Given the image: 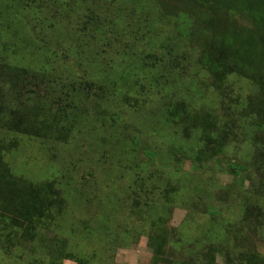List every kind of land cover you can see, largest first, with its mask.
Here are the masks:
<instances>
[{
    "label": "rangeland",
    "instance_id": "1",
    "mask_svg": "<svg viewBox=\"0 0 264 264\" xmlns=\"http://www.w3.org/2000/svg\"><path fill=\"white\" fill-rule=\"evenodd\" d=\"M191 13L202 18L182 0H0V56L76 88L93 81L105 102L85 105L86 119L67 136H18L5 154L16 175L54 182L66 206L35 241L11 254L0 248V264H48L45 245L53 240H64L73 256L62 264H153L151 237L161 233L168 260L180 262L196 238H226V224L230 242L236 234L238 246L253 241L264 254V226L250 222L236 233L246 204L264 215L250 165L256 131L243 113L258 89L235 75L222 92L213 86L191 35L197 21L182 20ZM180 104L228 133L216 157L196 158L193 125L166 122L165 108ZM230 163L249 169L234 176ZM206 208L220 210L219 222L202 215Z\"/></svg>",
    "mask_w": 264,
    "mask_h": 264
},
{
    "label": "trees",
    "instance_id": "2",
    "mask_svg": "<svg viewBox=\"0 0 264 264\" xmlns=\"http://www.w3.org/2000/svg\"><path fill=\"white\" fill-rule=\"evenodd\" d=\"M182 1L201 13L202 18L194 17L191 13V16H183L182 20L188 26L193 25L192 19L197 21L198 28L191 31V35L197 38L201 53L199 64L210 74L213 86L222 92L223 83L232 75L247 78L257 86V93L247 97L243 113L251 119L256 131L252 137L254 151L250 165L257 172L255 190L261 196L264 194V0ZM79 85L76 88L62 80L59 82L47 72L32 71L0 56V248L5 254H11L12 248H23L27 242L35 241L40 229H47L51 222L63 217L66 206L65 198L54 182L35 183L16 175L5 161V154L19 146L18 136L36 139L54 137L52 133L67 136L86 119L85 105L98 107L105 104L100 102L104 94L102 85L89 80ZM43 101L45 105L39 107ZM165 111L166 122L176 126L186 123L198 130L197 159L214 158L227 146L228 133L219 132L216 123H209L207 114L192 116L181 104L167 106ZM228 169L237 176L249 167L230 163ZM261 213L255 205L243 206L244 223L236 233H243L242 227H248L250 222L256 227L264 226V221H261L264 215ZM220 214V210L213 208H206L202 212L214 223L219 222ZM227 226L226 238L223 234L220 241L211 239L219 236L208 234V237L200 236L190 242V254L180 262L168 260L165 233H161L164 237H151L153 264H218L219 255L223 258V264H264V254L256 249L255 242L238 246L234 242L236 234H233L230 242ZM159 230L166 232L161 226ZM245 239L243 237L246 242ZM200 241L209 243L197 247ZM237 248L239 251L233 254ZM45 249L48 264H62L64 259L73 258L66 251L64 240L50 241ZM76 262L87 264L84 258H76Z\"/></svg>",
    "mask_w": 264,
    "mask_h": 264
}]
</instances>
